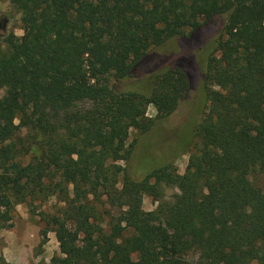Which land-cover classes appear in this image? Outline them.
I'll list each match as a JSON object with an SVG mask.
<instances>
[{
  "label": "trees",
  "instance_id": "obj_1",
  "mask_svg": "<svg viewBox=\"0 0 264 264\" xmlns=\"http://www.w3.org/2000/svg\"><path fill=\"white\" fill-rule=\"evenodd\" d=\"M9 2L23 34L0 45V230L18 204L54 198L62 205L40 212L39 247L51 231L61 256L39 264H264V184L253 181L264 175V0ZM221 18L199 63L208 108L184 174L167 162L131 180L118 164L135 147L129 130L149 135L186 98L194 45L184 46ZM179 39L148 95L117 91L150 51ZM162 185L178 194L144 211ZM103 198L119 215L99 210Z\"/></svg>",
  "mask_w": 264,
  "mask_h": 264
},
{
  "label": "rangeland",
  "instance_id": "obj_2",
  "mask_svg": "<svg viewBox=\"0 0 264 264\" xmlns=\"http://www.w3.org/2000/svg\"><path fill=\"white\" fill-rule=\"evenodd\" d=\"M20 17V11L11 5L9 0H0V45L9 35L22 36ZM222 23L223 18L214 19L187 40L189 44H185V49L194 45L188 51L189 64H192L189 74L190 88L186 98L179 102L176 110L168 117L156 121L149 135H142L135 129L129 130L126 145L136 141L135 147L129 159L126 162L120 161L118 164L124 168L125 174L131 180L140 181L151 171L167 162L174 165L177 174H184L189 155L195 146V140H192L193 129L204 118L208 108V100L201 85L199 63H202L215 45L214 40L218 38ZM188 32L189 29H185L184 33ZM181 42V39L169 41L162 48L150 51L144 63H140L133 69L131 76L119 81L117 91L148 95L151 90V77L157 70L171 63L172 55L180 52L178 49ZM204 45H206L205 48L199 50V46L203 48ZM112 84L113 80H110V85ZM3 94L4 91L0 90V98ZM146 116L150 119L156 117L153 106L147 107ZM152 145L155 148L156 159H152L153 155H150ZM122 177V174L118 177V189L122 186ZM253 181L257 186L263 185L264 175L256 176ZM160 187L161 197L158 201L148 195L143 196L142 209L144 211H153L159 203L171 202L178 194V190L174 187L165 185ZM102 200L104 203L98 206L100 211H108L114 216L119 215L118 209L106 203L104 198ZM61 205L54 198L43 204L34 203L30 207L25 203L18 204L14 212L13 226L0 230V264H39L49 262L54 256H61L55 235L51 231L47 233L45 244L39 247L40 233L45 227L40 212L55 213ZM103 218L107 223L108 216L103 215ZM130 234V230L124 232V236Z\"/></svg>",
  "mask_w": 264,
  "mask_h": 264
}]
</instances>
